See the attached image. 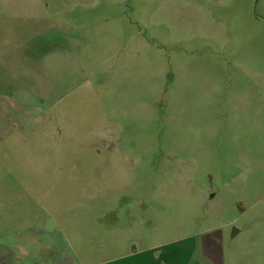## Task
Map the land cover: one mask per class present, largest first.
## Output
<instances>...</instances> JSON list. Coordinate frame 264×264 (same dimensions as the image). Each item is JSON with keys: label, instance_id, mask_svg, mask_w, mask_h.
Listing matches in <instances>:
<instances>
[{"label": "rangeland", "instance_id": "obj_1", "mask_svg": "<svg viewBox=\"0 0 264 264\" xmlns=\"http://www.w3.org/2000/svg\"><path fill=\"white\" fill-rule=\"evenodd\" d=\"M206 232L264 264V0H0V241Z\"/></svg>", "mask_w": 264, "mask_h": 264}, {"label": "crops", "instance_id": "obj_2", "mask_svg": "<svg viewBox=\"0 0 264 264\" xmlns=\"http://www.w3.org/2000/svg\"><path fill=\"white\" fill-rule=\"evenodd\" d=\"M242 230L234 228L232 239ZM11 242V241H10ZM0 241V264H87L68 239L46 243V252L32 253V244L24 241ZM226 244L217 233L195 237L176 238L146 247L134 245L124 254L100 259L93 264H241L238 257L229 255ZM50 250V252H49ZM32 254V257H30ZM29 255V257H28ZM243 263V262H242Z\"/></svg>", "mask_w": 264, "mask_h": 264}]
</instances>
